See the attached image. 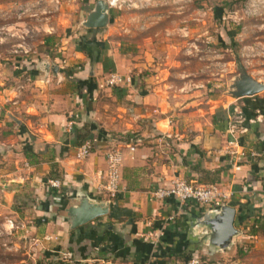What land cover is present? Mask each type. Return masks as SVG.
<instances>
[{"label":"crops","instance_id":"crops-1","mask_svg":"<svg viewBox=\"0 0 264 264\" xmlns=\"http://www.w3.org/2000/svg\"><path fill=\"white\" fill-rule=\"evenodd\" d=\"M94 1L66 0L67 17L84 20ZM102 29L69 30L59 48L63 64L57 57L48 62L57 71L27 73L20 116L1 111L0 264H179L183 252L191 259L213 255L219 249L208 246L203 220L224 204L235 210L239 233L232 245L256 237L254 227L264 220V90L220 109L190 107L195 101L182 107L161 76L125 74L118 59H106ZM110 72L130 82L109 87ZM7 91L16 87L0 89L3 101ZM233 108L243 116L238 144L230 143ZM84 141L91 148L78 159ZM109 147L122 151L114 198L100 189ZM174 179L217 184L224 197L199 206L152 196ZM49 180L60 187H49ZM81 195L108 202L109 211L72 228L66 208ZM61 251L71 259L61 260Z\"/></svg>","mask_w":264,"mask_h":264},{"label":"rangeland","instance_id":"rangeland-1","mask_svg":"<svg viewBox=\"0 0 264 264\" xmlns=\"http://www.w3.org/2000/svg\"><path fill=\"white\" fill-rule=\"evenodd\" d=\"M66 4L0 0V89L20 91L0 97V123L2 110L20 116L21 100L29 95L23 89L27 73L43 71L41 63L55 57L63 64L61 42L69 30L83 29L82 18L67 17ZM108 8L106 37L98 36L106 42L103 56L118 59L125 74L161 76L182 107L190 101L204 110L232 106L227 90L242 71L264 84V0H116ZM260 224L256 237L213 255L199 253L198 264H264V220Z\"/></svg>","mask_w":264,"mask_h":264},{"label":"water","instance_id":"water-1","mask_svg":"<svg viewBox=\"0 0 264 264\" xmlns=\"http://www.w3.org/2000/svg\"><path fill=\"white\" fill-rule=\"evenodd\" d=\"M109 4L106 0H95L91 10L81 22L85 28H101L109 23ZM43 72L49 70L53 73L57 71V66L48 62H42ZM264 90V84L258 82L244 71L233 78L228 87L227 94L232 97L253 96ZM109 211L108 202H99L81 195L77 204L66 208V220L70 227H77L99 216L107 214ZM234 208L228 205H221L216 210L207 214L203 224L209 229L208 246L217 249L229 248L234 238L239 233L234 226ZM213 248V249H214Z\"/></svg>","mask_w":264,"mask_h":264},{"label":"built area","instance_id":"built-area-1","mask_svg":"<svg viewBox=\"0 0 264 264\" xmlns=\"http://www.w3.org/2000/svg\"><path fill=\"white\" fill-rule=\"evenodd\" d=\"M128 82H130L129 76L117 72H110L105 80L107 86L114 88ZM242 123L243 116L241 111L234 108L229 123V129L233 136V139L230 141L231 144H238L237 136L243 132ZM137 142H139V140H137ZM90 148L91 143L89 141H84L76 148V158L84 159L88 155ZM252 155H257V153H253ZM105 161L106 170L104 173V182L100 189L107 194L108 198H114L119 191V169L122 163L121 149L119 147L107 148L105 152ZM47 184L51 188L60 187V182L58 180H49ZM152 196L157 199L172 198L179 204L190 202L199 206L210 205L214 201L224 197L217 184L197 185L183 179H174L169 186L156 188L152 192ZM149 235L150 234H148V236ZM58 255L61 260L65 261H69L72 257V254L67 251L58 252ZM39 264H50V262L43 261ZM188 264H198V260L192 258Z\"/></svg>","mask_w":264,"mask_h":264},{"label":"trees","instance_id":"trees-1","mask_svg":"<svg viewBox=\"0 0 264 264\" xmlns=\"http://www.w3.org/2000/svg\"><path fill=\"white\" fill-rule=\"evenodd\" d=\"M49 41H51V37H47V38L45 39L44 44L48 46ZM239 252H242V250L239 249ZM177 257H178V259H179V261H180L179 264H188V262L191 260V255H190V253H189V254H186V253L183 252V253L177 255Z\"/></svg>","mask_w":264,"mask_h":264},{"label":"bare ground","instance_id":"bare-ground-1","mask_svg":"<svg viewBox=\"0 0 264 264\" xmlns=\"http://www.w3.org/2000/svg\"><path fill=\"white\" fill-rule=\"evenodd\" d=\"M108 1H109V0H108ZM115 1H116V0H110L108 3H109V5H114Z\"/></svg>","mask_w":264,"mask_h":264}]
</instances>
